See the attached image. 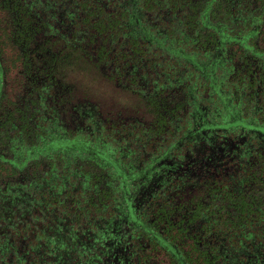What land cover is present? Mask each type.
I'll list each match as a JSON object with an SVG mask.
<instances>
[{
    "label": "trees",
    "instance_id": "trees-1",
    "mask_svg": "<svg viewBox=\"0 0 264 264\" xmlns=\"http://www.w3.org/2000/svg\"><path fill=\"white\" fill-rule=\"evenodd\" d=\"M230 1L0 0V186L3 175L27 165L38 170L45 162L48 171L77 161L95 169L100 182L105 173L114 179L102 190L111 197L152 185L149 208L167 214L168 233L190 264H264V165L248 170L241 184L234 163L208 167L202 147L192 151L199 107L211 91L203 66L208 70V52L220 39L215 17L234 28L231 39L248 44L240 54L250 66L264 63V46L248 36L264 22V0H234L233 12ZM231 73L226 67L216 79L228 77L223 90L239 96L234 86L250 79ZM23 84L32 91L21 110L8 95ZM247 93L250 107L255 97ZM44 110L50 119L38 124ZM63 116L84 128L61 127ZM40 145L41 153L26 157ZM30 226L24 219L28 235ZM2 239L0 264H8L12 246ZM42 260L43 254L34 259L47 264Z\"/></svg>",
    "mask_w": 264,
    "mask_h": 264
},
{
    "label": "flooded vegetation",
    "instance_id": "flooded-vegetation-1",
    "mask_svg": "<svg viewBox=\"0 0 264 264\" xmlns=\"http://www.w3.org/2000/svg\"><path fill=\"white\" fill-rule=\"evenodd\" d=\"M230 5L233 12L238 2L231 0ZM224 21L216 16L212 22L220 39L208 52L210 57L205 61L208 70L203 66L209 72L211 91L205 96L206 104L199 107V124L192 132V151L202 147L208 167L222 166L228 170L227 164L234 163L235 169L241 172L239 183L242 184L249 179L248 170L255 169L253 173H258L264 165V79H259L264 75V63L259 64L255 59L250 66L245 61L240 54L241 47L247 48L248 44L231 39L228 30L234 28H229ZM233 22L235 29L238 28L239 18L235 17ZM253 34L257 36V46L263 47L264 22L255 23L248 36ZM226 67L233 76L250 79L249 83L234 86L239 90V96L236 90H223L229 84L228 77L222 75L216 79L215 72L220 73ZM24 84L21 92L8 95L15 99L18 103L15 107L21 110L25 107L26 93L32 91ZM248 91L255 97L254 102H249L250 107L243 101L251 99L248 93L245 95ZM4 105L8 110L15 109L5 101ZM43 114L45 118L38 124L50 119L45 110ZM82 123L64 116L57 121L61 127L74 130L84 128ZM41 145L29 150L26 157L41 153L44 150ZM77 146L76 151L80 152L81 148ZM67 163L48 171H45V162L38 170L31 164L3 175L6 178L3 180L2 177L3 185L0 186V239L6 238V248L12 246L8 264H20L23 257L25 264H35L34 259L40 254L45 255L46 261H42L47 264H67L68 260L74 264H190L182 254L180 243L168 233L172 223L168 222L167 214L149 208L153 205L152 185L148 183L133 192L115 191L111 197L109 192L102 190L108 189L114 179L105 173L100 182L92 173L96 170L87 164L81 168L80 162L75 161L77 166L70 168ZM178 203L176 201L174 206H179ZM24 219L30 221L31 235L22 228ZM171 232L175 235L176 231ZM196 264L203 263L199 260Z\"/></svg>",
    "mask_w": 264,
    "mask_h": 264
},
{
    "label": "rangeland",
    "instance_id": "rangeland-1",
    "mask_svg": "<svg viewBox=\"0 0 264 264\" xmlns=\"http://www.w3.org/2000/svg\"><path fill=\"white\" fill-rule=\"evenodd\" d=\"M13 73V72H12ZM19 86V83L16 85V88ZM93 90L95 91V93H97L98 94V96L99 97H101V95L103 94L102 92H101V88L99 87V85H98V87L97 86H95V85H93Z\"/></svg>",
    "mask_w": 264,
    "mask_h": 264
}]
</instances>
